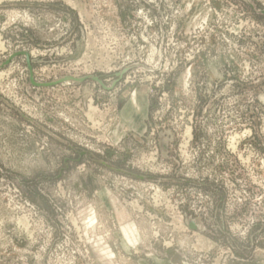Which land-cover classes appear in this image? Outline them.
Listing matches in <instances>:
<instances>
[{"label": "rangeland", "instance_id": "1", "mask_svg": "<svg viewBox=\"0 0 264 264\" xmlns=\"http://www.w3.org/2000/svg\"><path fill=\"white\" fill-rule=\"evenodd\" d=\"M162 33L161 70L112 91L35 88L22 56L0 70L14 107L0 101V264H264V15L242 0H0V64L28 52L39 83L110 87L158 66Z\"/></svg>", "mask_w": 264, "mask_h": 264}, {"label": "water", "instance_id": "2", "mask_svg": "<svg viewBox=\"0 0 264 264\" xmlns=\"http://www.w3.org/2000/svg\"><path fill=\"white\" fill-rule=\"evenodd\" d=\"M242 1L245 4H247L248 6H250L254 10V12L264 15V11L258 10L256 8V5L251 0H242ZM163 42H164V33H162L159 63H158V66L156 68H148L146 66L139 65V64L129 66V67L125 68L123 71H121L120 73L116 74V80L111 84L110 87L106 86L105 83L97 76H86V77H82V78H75V77H71V76H66V77H62L58 80H55L53 82H50V83H39L36 81V78H35L34 69H33L32 62H31V55H30V53L25 52V51L15 53L12 56H10V58L8 60H6L5 62L0 64V70H3L6 67H8L15 58L22 56L26 59L27 69H28V73H29V83L31 84V86H33L35 88H38V89H40V88H53V87H56V86H59V85L65 84V83L81 85L87 81H93L98 86H100L103 90L112 91L117 86V84L124 79L125 75L134 69L140 68V69H143L149 73L159 72L162 68L163 60H164L163 59L164 58V56H163ZM0 101L5 103L10 108L14 109V107L12 105H10L6 100L1 98V96H0ZM259 101L264 105V95L259 96ZM21 116L24 119H26L28 122L33 123L32 120L28 119L27 117L23 116L22 114H21ZM49 135L52 137H55L51 133H49ZM159 137H160L159 146H160L162 158L164 160H169V153H170L169 147H170V144L173 143V141H174V134L171 131L167 130V131L162 132ZM0 189H2V184H0ZM186 224L193 231H197L200 233H204L206 231V228L198 220L190 218V219H187Z\"/></svg>", "mask_w": 264, "mask_h": 264}, {"label": "bare ground", "instance_id": "3", "mask_svg": "<svg viewBox=\"0 0 264 264\" xmlns=\"http://www.w3.org/2000/svg\"><path fill=\"white\" fill-rule=\"evenodd\" d=\"M0 45H2V44H0ZM0 75L3 76V73H0ZM186 136L192 138V137H191V132H190V130H188V131L186 132ZM238 137H239V136H238ZM233 139H234V138H233ZM236 141H237V140H236ZM186 142H187V141H186ZM186 142H185V143H186ZM234 142H235V141H234ZM236 143H238V142H236ZM232 147H233V146H232ZM232 147H231V148H232ZM234 147H235V146H234ZM186 148H187V147H186ZM235 148H236V147H235ZM184 150H185V149H184ZM185 152H186V150H185ZM185 152H184V153H185ZM185 155H186V154H185ZM156 199H157V198H156ZM156 201H157V200H156ZM23 228H24V227H23Z\"/></svg>", "mask_w": 264, "mask_h": 264}]
</instances>
